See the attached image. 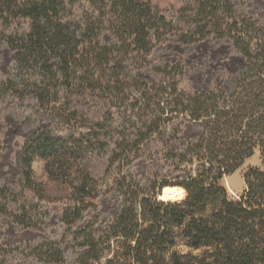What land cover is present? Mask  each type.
Returning <instances> with one entry per match:
<instances>
[{"label":"trees","instance_id":"16d2710c","mask_svg":"<svg viewBox=\"0 0 264 264\" xmlns=\"http://www.w3.org/2000/svg\"><path fill=\"white\" fill-rule=\"evenodd\" d=\"M233 7L195 0L167 25L145 0H0V45L12 71L0 89L22 88L50 115L22 150L19 183L0 188V226L43 236L14 246L0 236V264H264V39L251 37ZM209 16L235 19L211 27L243 65L196 89L164 51L174 38L195 49L210 36L197 19ZM179 24H190L192 36ZM189 128L191 142L181 137ZM257 149L263 169H248L245 193L231 199L224 179ZM80 155L105 160L99 175L65 168ZM37 157L49 175H66L69 201H49L33 177ZM139 161L154 168L151 182L125 171ZM166 187L186 196L162 201ZM109 198L120 204L116 215L103 209Z\"/></svg>","mask_w":264,"mask_h":264},{"label":"rangeland","instance_id":"374dc122","mask_svg":"<svg viewBox=\"0 0 264 264\" xmlns=\"http://www.w3.org/2000/svg\"><path fill=\"white\" fill-rule=\"evenodd\" d=\"M149 1L157 13L165 18V24H175L177 16L187 6L194 4L195 0H145ZM234 17L236 20L244 21L248 18L252 33L251 37L264 39V0H234ZM178 19V18H177ZM197 25L201 34L209 33V37L202 41L196 42L195 49L189 47H179L178 39H173L164 51L167 61L179 63L182 71V79L185 83L196 89H206L207 87L216 84L221 79L225 69L230 71L239 70L243 62L235 55L231 43L219 36L218 33H213L212 25H220L219 27L227 28L228 24L235 23V19H220V22L213 23L209 16L204 21L199 17ZM209 24L208 27H204ZM194 23L192 26L194 27ZM180 33L191 35L193 27L188 24L186 27L178 25ZM254 28V29H253ZM176 33V30H173ZM173 34V33H172ZM223 36V34H222ZM178 38V37H176ZM192 38V37H190ZM195 39V40H200ZM194 40V39H193ZM194 42V41H192ZM191 48V47H190ZM149 56V55H148ZM142 53L139 58L148 57ZM164 63L163 61H160ZM185 63V64H184ZM184 65H187L184 66ZM180 71V72H181ZM11 55L9 49L0 45V82L8 80L11 75ZM135 71L131 79L126 81L131 82L137 76ZM187 78V80H186ZM8 82V81H7ZM5 82V84H7ZM147 88H151V83L148 81H140ZM159 81L155 82L156 84ZM153 83V84H155ZM1 85V84H0ZM10 85V83H8ZM5 86L0 89V133L2 134L0 142V188L3 186L11 187L19 183L21 179V153L28 140L41 127L47 126L50 122V115L41 111V108L35 103L34 99L28 93L24 92L18 86L8 88ZM180 121L175 119L173 125L179 124ZM197 132L192 129H187L183 132L182 138L187 142L193 141ZM180 137V138H181ZM160 149L157 146V151ZM105 160L88 156H78L66 163L65 168H70V173L82 174L88 170H92L94 175H99V170L104 165ZM150 163L137 162L125 168L127 173H131L134 178L139 181L151 182L153 176V167ZM33 177L36 182L43 186L45 195L54 205L59 201H69L71 190L68 185L66 175L51 176L47 172L46 161L37 157L31 163ZM63 166L60 165V168ZM158 168V167H157ZM250 168L263 169L262 155L259 149L255 151L253 157L248 159L243 166L232 176L226 177L223 181L231 199H240L246 191L244 180L245 173ZM170 176L165 174L158 176V182L169 180ZM182 200L181 197L175 198V201ZM119 202L114 198H109L103 202V209L107 215H116L119 209ZM60 226L49 227L45 236L50 241L55 240L56 234L60 231ZM1 243L9 246H14L20 243H35L43 236L35 230L24 231L21 227L14 223L5 222L0 226Z\"/></svg>","mask_w":264,"mask_h":264},{"label":"bare ground","instance_id":"6f19581e","mask_svg":"<svg viewBox=\"0 0 264 264\" xmlns=\"http://www.w3.org/2000/svg\"><path fill=\"white\" fill-rule=\"evenodd\" d=\"M163 195L160 197L162 201H171L175 200L177 197H181L182 199L186 196L185 191L179 187H166L163 190Z\"/></svg>","mask_w":264,"mask_h":264},{"label":"water","instance_id":"95a60500","mask_svg":"<svg viewBox=\"0 0 264 264\" xmlns=\"http://www.w3.org/2000/svg\"><path fill=\"white\" fill-rule=\"evenodd\" d=\"M164 190V189H163ZM163 190H162V193H161V195L159 196V197H161L164 193H163Z\"/></svg>","mask_w":264,"mask_h":264}]
</instances>
